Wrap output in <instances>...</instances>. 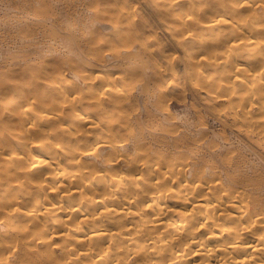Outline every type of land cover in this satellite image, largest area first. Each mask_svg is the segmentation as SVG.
Wrapping results in <instances>:
<instances>
[{"label": "bare ground", "instance_id": "bare-ground-1", "mask_svg": "<svg viewBox=\"0 0 264 264\" xmlns=\"http://www.w3.org/2000/svg\"><path fill=\"white\" fill-rule=\"evenodd\" d=\"M195 2L162 0L158 13L175 19L176 6ZM211 5L220 10L203 22L180 16L194 26L183 36L191 39L201 29H216L214 44L227 48L198 60L222 68L225 83L218 84L217 99L249 106L245 115L233 118L255 122L264 137V119L254 121L250 114L264 111V0H214ZM131 9L121 11L124 20ZM226 27L232 29L222 32ZM255 61L262 68L250 73ZM28 74L22 79H29L26 98L43 88L39 73ZM68 83L61 88L65 100L80 94L75 81ZM72 101L54 106L57 116L47 118L48 133L37 129L47 135L37 147L15 150L22 140H35L29 127L36 129V123L25 111L19 138L6 142L10 152L0 162V264H264V195H253L264 190V178L238 192L230 186L242 180L239 173L225 183L215 176L206 182L189 159H182L181 150L179 158H170L177 154L161 156L143 145L133 156L120 124L79 113ZM119 102L111 98L107 105ZM51 135L57 141L51 142ZM211 153L210 167L221 174L230 176L240 167L232 158ZM135 174L145 181L132 182Z\"/></svg>", "mask_w": 264, "mask_h": 264}, {"label": "rangeland", "instance_id": "rangeland-1", "mask_svg": "<svg viewBox=\"0 0 264 264\" xmlns=\"http://www.w3.org/2000/svg\"><path fill=\"white\" fill-rule=\"evenodd\" d=\"M196 1L176 6L178 16L164 19L158 13L162 0H0V118L4 120L0 124V162L10 152L6 142H15L23 130V111L36 123V129L26 125L35 133V140H22L16 151L37 147L39 139L47 137L37 129L45 130L47 118L55 121L54 106L64 107L74 99L79 113L120 124L133 156L143 145L157 149L161 156L177 154L170 158H179L181 150L182 159H189L206 182L215 176L225 183L239 173L242 180L230 186L238 192L264 178V137L255 122L246 124L233 118L245 115L249 106L219 101L218 84L225 83L222 68L198 60L217 55L228 45L214 44V28L194 32L191 39L183 36L194 26L180 16L193 15L203 22L220 10L212 7L214 0ZM128 7L132 14L124 20L121 11ZM122 31L129 34L122 35ZM201 41L206 49L200 47ZM252 68L250 73L262 67L255 61ZM29 70L40 74L43 88L26 98L29 79H22ZM72 71L87 77L77 79ZM70 80L79 85L81 96L69 94L65 100L61 88ZM111 98L121 102L108 106ZM250 114L254 121L264 119V111ZM50 141L57 140L52 136ZM210 151L216 158H232L240 167H234L230 176L219 173L218 168L210 167ZM246 174L257 177L247 180ZM130 180L142 183L145 178L135 174ZM253 195H264V190Z\"/></svg>", "mask_w": 264, "mask_h": 264}]
</instances>
